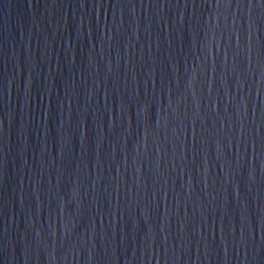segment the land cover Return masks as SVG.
Listing matches in <instances>:
<instances>
[{
    "label": "water",
    "instance_id": "water-1",
    "mask_svg": "<svg viewBox=\"0 0 264 264\" xmlns=\"http://www.w3.org/2000/svg\"><path fill=\"white\" fill-rule=\"evenodd\" d=\"M0 264H264V3L0 0Z\"/></svg>",
    "mask_w": 264,
    "mask_h": 264
},
{
    "label": "snow or ice",
    "instance_id": "snow-or-ice-1",
    "mask_svg": "<svg viewBox=\"0 0 264 264\" xmlns=\"http://www.w3.org/2000/svg\"><path fill=\"white\" fill-rule=\"evenodd\" d=\"M262 3H264V0H261Z\"/></svg>",
    "mask_w": 264,
    "mask_h": 264
}]
</instances>
